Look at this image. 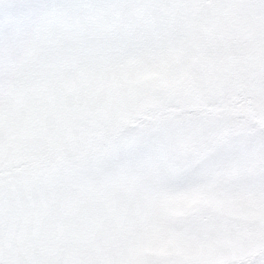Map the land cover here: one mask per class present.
Listing matches in <instances>:
<instances>
[{
    "label": "snow or ice",
    "instance_id": "snow-or-ice-1",
    "mask_svg": "<svg viewBox=\"0 0 264 264\" xmlns=\"http://www.w3.org/2000/svg\"><path fill=\"white\" fill-rule=\"evenodd\" d=\"M0 264H264V0H0Z\"/></svg>",
    "mask_w": 264,
    "mask_h": 264
}]
</instances>
